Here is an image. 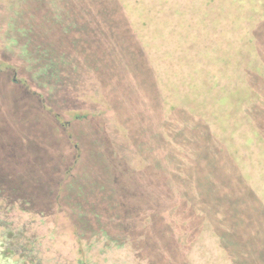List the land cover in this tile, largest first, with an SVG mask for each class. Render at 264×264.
<instances>
[{
    "label": "trees",
    "instance_id": "16d2710c",
    "mask_svg": "<svg viewBox=\"0 0 264 264\" xmlns=\"http://www.w3.org/2000/svg\"><path fill=\"white\" fill-rule=\"evenodd\" d=\"M73 4L78 10L73 18L80 19L84 35L65 66L70 69L72 60H78L84 70L110 74L124 97L145 86V111L132 108L130 124L116 104L111 109L131 143L129 167L134 171L142 164L160 177L161 264H167V257L172 264H264V0ZM92 48L98 54L94 60ZM183 74L201 80L198 84L204 80L220 94L216 105L238 97L241 119L224 126V121L216 123L221 116L216 112L207 120L180 110L168 113L157 84ZM95 115L106 114L98 109ZM140 124L149 131L147 146L140 142ZM2 180L0 176V264H65L49 251L43 254V242L29 232L38 222L47 229L45 218L14 216L23 210ZM178 207L193 214V226L189 216H176ZM174 217L181 222L173 227ZM50 232L55 238L57 228ZM103 235L108 251L123 248L117 238ZM84 253L75 264H95L91 245ZM106 255L114 259L112 253ZM122 258L117 264H129Z\"/></svg>",
    "mask_w": 264,
    "mask_h": 264
},
{
    "label": "rangeland",
    "instance_id": "374dc122",
    "mask_svg": "<svg viewBox=\"0 0 264 264\" xmlns=\"http://www.w3.org/2000/svg\"><path fill=\"white\" fill-rule=\"evenodd\" d=\"M73 2L0 0L1 180L23 210L14 216L46 219L47 229L38 222L29 232L43 242V254L49 251L58 263L75 264L91 245L95 264H117L122 257L129 264H161L160 177L142 164L134 171L129 167L131 143L111 109L116 104L125 118L132 108L144 113L145 86L124 97L110 74L84 70L78 60L70 69L65 66L84 35L80 19L73 18L78 14ZM91 52L96 59V49ZM198 83L189 74L161 78L157 86L168 113L180 110L207 120L216 112L221 115L216 123L224 121V126L241 119L238 97L216 105L220 94L204 80ZM98 109L106 115L96 116ZM76 114L81 116L76 119ZM139 128L140 142L147 146L149 131L144 124ZM177 212L189 216V226L195 224L192 213L180 207ZM179 221L174 217L173 227ZM54 227L55 238L50 236ZM103 233L123 248L105 249ZM108 252L114 259L107 258ZM167 264H172L169 257Z\"/></svg>",
    "mask_w": 264,
    "mask_h": 264
}]
</instances>
